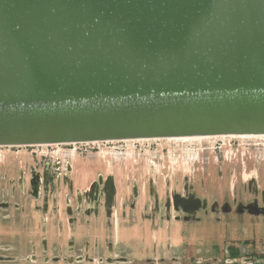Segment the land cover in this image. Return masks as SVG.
<instances>
[{
	"label": "water",
	"instance_id": "1",
	"mask_svg": "<svg viewBox=\"0 0 264 264\" xmlns=\"http://www.w3.org/2000/svg\"><path fill=\"white\" fill-rule=\"evenodd\" d=\"M264 135V0H0V146Z\"/></svg>",
	"mask_w": 264,
	"mask_h": 264
},
{
	"label": "rangeland",
	"instance_id": "2",
	"mask_svg": "<svg viewBox=\"0 0 264 264\" xmlns=\"http://www.w3.org/2000/svg\"><path fill=\"white\" fill-rule=\"evenodd\" d=\"M91 185L97 207L89 215ZM62 197L58 223L68 220L84 245L102 241L114 252L118 236L121 264L264 263V139L0 147L2 260L31 261Z\"/></svg>",
	"mask_w": 264,
	"mask_h": 264
},
{
	"label": "crops",
	"instance_id": "3",
	"mask_svg": "<svg viewBox=\"0 0 264 264\" xmlns=\"http://www.w3.org/2000/svg\"><path fill=\"white\" fill-rule=\"evenodd\" d=\"M94 185V184H93ZM93 185L86 188V193L92 194L93 192ZM101 188V187H100ZM87 195V196H88ZM95 196V194H93ZM95 202V197H90L89 199V206L87 207V213L91 215V211L95 210L97 207ZM60 204H54V208L49 211V219L50 225L47 231V241L45 240L43 243L34 244L33 249L31 250V261L28 262L27 260L22 261H4L0 258V264H121L119 261L121 252H120V242L119 237L116 239V247L119 246L117 251L111 250L112 247H107V245H102L104 242L96 243L98 245H84V241H77L78 234L72 233L75 239V245H72L70 232L67 231V219L66 224H59L57 221V213L60 212L63 216V213H66V199L62 197L60 199ZM58 211V212H57ZM88 215V216H89ZM97 235L92 234L89 231L88 237L89 242L92 241L93 238ZM70 242V243H69ZM108 249V250H107ZM113 253L114 257L113 260L109 257V254ZM131 257V256H130ZM138 257H142L140 254H136L129 259H137ZM69 258L70 261H66ZM113 261V262H112ZM133 264V262H126V264Z\"/></svg>",
	"mask_w": 264,
	"mask_h": 264
},
{
	"label": "bare ground",
	"instance_id": "4",
	"mask_svg": "<svg viewBox=\"0 0 264 264\" xmlns=\"http://www.w3.org/2000/svg\"><path fill=\"white\" fill-rule=\"evenodd\" d=\"M218 139V138H240V139H251V138H260V139H264V135H228V136H201V137H178V138H166V139H132V140H123L124 142H128V143H133V142H146V141H151V140H164V141H180V142H192V141H200V140H204V139ZM228 140V139H227ZM106 142H115V141H106ZM94 143H103V142H94ZM89 144V143H86ZM50 145H55V146H60L62 144H43V145H37V146H43V147H47ZM70 145V144H67ZM73 146H77V143H73L71 144ZM3 147V146H0ZM72 154H75V150L72 152ZM199 159V155L198 152H194V157H193V161H197ZM188 160H190L189 158H186L185 161L187 162ZM174 161V160H173ZM189 163V161L187 162Z\"/></svg>",
	"mask_w": 264,
	"mask_h": 264
},
{
	"label": "built area",
	"instance_id": "5",
	"mask_svg": "<svg viewBox=\"0 0 264 264\" xmlns=\"http://www.w3.org/2000/svg\"><path fill=\"white\" fill-rule=\"evenodd\" d=\"M149 264H165L164 261L161 260H153ZM232 264H264L261 262H255L251 258L241 259L238 262L232 263Z\"/></svg>",
	"mask_w": 264,
	"mask_h": 264
},
{
	"label": "flooded vegetation",
	"instance_id": "6",
	"mask_svg": "<svg viewBox=\"0 0 264 264\" xmlns=\"http://www.w3.org/2000/svg\"><path fill=\"white\" fill-rule=\"evenodd\" d=\"M100 187H101V189H106V187H108V184L104 183V184H102V186H99V188ZM93 191L95 192L94 187H93ZM93 194H95V193L89 194L88 195V199H90V197H93V199H94V197L96 196V194H95V196ZM188 207L191 208V209L193 208L195 210L199 208L198 203L195 202V201L191 202Z\"/></svg>",
	"mask_w": 264,
	"mask_h": 264
}]
</instances>
